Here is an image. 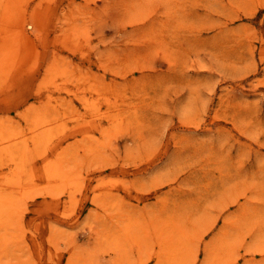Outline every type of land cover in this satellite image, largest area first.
<instances>
[{
	"label": "rangeland",
	"instance_id": "obj_1",
	"mask_svg": "<svg viewBox=\"0 0 264 264\" xmlns=\"http://www.w3.org/2000/svg\"><path fill=\"white\" fill-rule=\"evenodd\" d=\"M0 264H264V0H0Z\"/></svg>",
	"mask_w": 264,
	"mask_h": 264
}]
</instances>
